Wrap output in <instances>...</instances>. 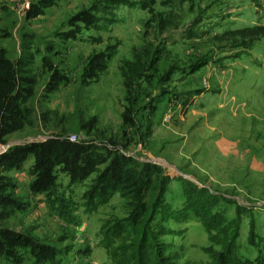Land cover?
Instances as JSON below:
<instances>
[{
  "label": "rangeland",
  "instance_id": "1",
  "mask_svg": "<svg viewBox=\"0 0 264 264\" xmlns=\"http://www.w3.org/2000/svg\"><path fill=\"white\" fill-rule=\"evenodd\" d=\"M126 1H61L65 26L77 11V98L65 105L72 117L61 138L88 144L98 162L72 181L53 170L50 199L69 214L50 211L42 226L13 218L0 264H119L128 241L110 229L130 202L117 192L87 200L114 153L137 171L154 163L175 177L163 198L180 211L155 214L174 264H264V37L247 47L227 34L264 23V0H156L152 13Z\"/></svg>",
  "mask_w": 264,
  "mask_h": 264
},
{
  "label": "crops",
  "instance_id": "2",
  "mask_svg": "<svg viewBox=\"0 0 264 264\" xmlns=\"http://www.w3.org/2000/svg\"><path fill=\"white\" fill-rule=\"evenodd\" d=\"M61 1L0 0V144H9L11 149L36 143L38 150H44L43 141L62 139L64 129L70 126L72 115L65 105L69 98H77V11L65 26ZM26 2L28 8H24ZM67 66L75 71L72 77V71L65 73ZM4 126L10 130L1 132ZM34 161L32 154L17 167L6 169L0 160V172L11 180L16 199L9 206L0 197V227L17 231L7 225L15 217L31 226H42L45 217H51L47 196L32 188ZM63 166L55 164L53 170L61 174H54L69 179V174L62 173ZM3 191L7 194L10 188L0 185V194Z\"/></svg>",
  "mask_w": 264,
  "mask_h": 264
},
{
  "label": "trees",
  "instance_id": "3",
  "mask_svg": "<svg viewBox=\"0 0 264 264\" xmlns=\"http://www.w3.org/2000/svg\"><path fill=\"white\" fill-rule=\"evenodd\" d=\"M127 3L126 0H123ZM182 2H194L196 0H179ZM156 0H139L142 8L153 12V6ZM107 6V5H104ZM227 34L238 35L244 41H246L247 47L252 45L253 42L260 40L264 37V23L254 24L252 26L237 28L227 31ZM111 46L107 48L110 49ZM102 56L95 55L90 59L89 63L95 59H99ZM110 54L106 55L102 66L97 65V69H104L108 64ZM92 65V64H91ZM128 69L132 71L133 64L127 62ZM122 74H124L123 66L120 65ZM96 71L89 72L88 79L96 77ZM100 72V71H99ZM130 113L129 107L124 109L125 121H128L126 116ZM9 127L4 126L1 132H8ZM45 145L44 150H38L36 143H29L25 146H15L1 154V161L5 162V168L17 167V165L25 160L26 156L34 155L35 161L33 169L35 174V180L32 183V188L35 191L44 192L47 196L48 206L51 211H56L60 218L66 219L68 208L66 204H62L64 210L57 205L55 201L50 199V194L55 186V175H53V168L55 164L62 163L64 166L62 169L68 170L71 181L75 176L79 178L84 177L85 171L91 169V165L97 164L98 159L91 161L90 149L88 144L78 143V145H72L63 139L53 137L43 141ZM58 149L60 153H54V150ZM133 159L123 154L114 153L110 159V163L100 172H96L97 175L94 178L95 183L89 192L88 202L92 201V198H97L98 202H105L106 198L112 193H119L121 196L128 199L130 202L131 211L129 215L112 229L113 233L124 234L128 244L120 246L119 264H174L176 256L166 251L165 242L161 239L163 234H168L169 228L164 226L165 220L161 218L157 220L155 217L156 211L161 209L168 213H178V209H173L166 205L164 201V193L166 191V185L173 179L174 176L167 174L161 166L154 163H144L140 171L132 169ZM70 170V171H69ZM1 176V175H0ZM6 177V176H5ZM7 183L0 182L3 187H9L10 192L5 194L4 191L0 197L3 201L8 202V205H14L16 199L13 198L12 182L7 178ZM55 198V197H54ZM10 200V202L8 201ZM2 215V212H0ZM173 216H177L174 215ZM7 231L10 234H15L16 231H12L3 227H0V244L3 242L11 244V239L7 236L3 237V233ZM1 249V246H0Z\"/></svg>",
  "mask_w": 264,
  "mask_h": 264
},
{
  "label": "built area",
  "instance_id": "4",
  "mask_svg": "<svg viewBox=\"0 0 264 264\" xmlns=\"http://www.w3.org/2000/svg\"><path fill=\"white\" fill-rule=\"evenodd\" d=\"M28 7H29V3L26 2L24 4V8H28ZM67 138L69 141H72V142L77 141V135H75V134H68ZM10 147H11V145H9V144H2L1 143L0 144V155L7 152L10 149Z\"/></svg>",
  "mask_w": 264,
  "mask_h": 264
}]
</instances>
